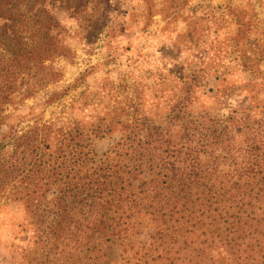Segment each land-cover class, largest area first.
I'll return each mask as SVG.
<instances>
[{
    "label": "trees",
    "instance_id": "obj_1",
    "mask_svg": "<svg viewBox=\"0 0 264 264\" xmlns=\"http://www.w3.org/2000/svg\"><path fill=\"white\" fill-rule=\"evenodd\" d=\"M103 2L0 0V211L20 202L31 232L15 235L5 259H19L27 240L45 258L99 264L108 244L144 234L125 264H264L262 71L240 90L219 86L207 106L200 73H188L172 112L117 121L121 133L100 154L94 140L113 122L45 119L70 86L17 111L61 80L68 37Z\"/></svg>",
    "mask_w": 264,
    "mask_h": 264
},
{
    "label": "rangeland",
    "instance_id": "obj_2",
    "mask_svg": "<svg viewBox=\"0 0 264 264\" xmlns=\"http://www.w3.org/2000/svg\"><path fill=\"white\" fill-rule=\"evenodd\" d=\"M58 15L63 18L66 11ZM93 16L89 27L71 32L68 53L56 60L63 71L61 80L17 104V111L26 112L70 86L46 110L45 119L71 117L96 125L113 122L110 136L94 140L99 154L121 133V123L128 117L161 121L172 112L182 80L192 71L201 75L205 95L200 103L206 106L219 86L240 90L253 79V70L264 73V0H105ZM88 70L92 72L73 87ZM21 205L12 203L0 211V264L86 262L65 252L45 258L35 247L28 249L27 240L19 241V259H5L15 235L24 240L31 233L23 229L27 214ZM143 236L135 237L127 248L116 240L108 244L99 264H125L139 250Z\"/></svg>",
    "mask_w": 264,
    "mask_h": 264
}]
</instances>
